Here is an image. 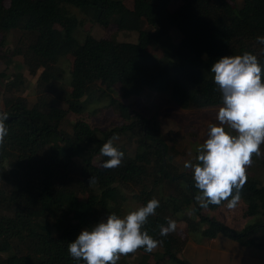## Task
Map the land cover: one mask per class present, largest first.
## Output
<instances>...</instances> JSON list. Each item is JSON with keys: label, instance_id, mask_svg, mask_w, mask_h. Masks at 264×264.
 <instances>
[{"label": "trees", "instance_id": "16d2710c", "mask_svg": "<svg viewBox=\"0 0 264 264\" xmlns=\"http://www.w3.org/2000/svg\"><path fill=\"white\" fill-rule=\"evenodd\" d=\"M175 1L178 5L170 8ZM238 1L132 0L129 6L124 0H0V60L11 64L4 52L8 35L20 31L12 55L22 57L31 74H39L41 92L30 105L14 93L25 86L21 72L5 83L9 94L0 112L8 114V135L0 147V264H85L71 257L69 243L112 213L122 218L129 199L125 189L131 186L140 189V207L153 198L160 201L143 230L162 244L151 253L141 248L138 264H153L151 257L155 264H189L179 257L177 232L160 235L168 219L186 222L191 237L201 227L203 241L223 235L264 250V176L247 174L240 193L247 201L244 216L258 217L254 224L238 232L204 215L195 199L199 190L193 172L180 170L173 161L157 111L144 116L126 103L154 90L168 92L185 109L223 104L210 68L226 55L250 52L264 71V44L257 41L264 37V0ZM71 7L95 13L103 27L114 24L136 32L137 40L87 33L80 41L74 34L80 20ZM6 78L7 72L0 70V81ZM55 96L66 107L53 104ZM103 101L105 107L99 109L116 108L122 125L104 128L81 116ZM73 114L77 118L70 121ZM135 129L141 134L135 151L114 142L124 153L122 164L105 169L109 157L100 153L103 144ZM252 160L246 170L254 169L257 157ZM260 163L264 168V155ZM92 176L97 182L89 185ZM226 203L207 207L219 209Z\"/></svg>", "mask_w": 264, "mask_h": 264}, {"label": "clouds", "instance_id": "9594fccd", "mask_svg": "<svg viewBox=\"0 0 264 264\" xmlns=\"http://www.w3.org/2000/svg\"><path fill=\"white\" fill-rule=\"evenodd\" d=\"M264 44V37H257ZM214 82L223 96V106L216 116L218 124H209L208 138L197 148V163L185 162L191 169L195 188L199 194L195 199L203 207L209 204L229 210L235 209L241 200V190L247 182L246 166L252 157L262 155L260 146L264 143V71L257 56L244 52L242 55H226L211 66ZM6 112H0V147L4 145L8 128ZM230 129L231 131H229ZM235 133V134H233ZM119 139L113 135L100 149L105 169L121 166L124 153L114 146ZM91 177L89 185L96 183ZM160 201L153 198L145 206L130 211L123 218L115 213L89 229H84L68 245L72 258L85 264H117L121 256L144 248L151 253L161 240L154 239L143 230L150 216L155 215ZM177 222L168 219L167 227L160 226V235L175 232Z\"/></svg>", "mask_w": 264, "mask_h": 264}, {"label": "rangeland", "instance_id": "374dc122", "mask_svg": "<svg viewBox=\"0 0 264 264\" xmlns=\"http://www.w3.org/2000/svg\"><path fill=\"white\" fill-rule=\"evenodd\" d=\"M129 6H132V0H124ZM241 4V0L238 1ZM178 3L175 1L171 4L170 8H175ZM71 11L79 18L80 23L74 31L75 36L83 41L87 33H91L96 37H103L109 39L111 37L120 41H136L137 33L132 31H122L112 24L108 27H103L96 21L95 13L89 15L77 7H71ZM59 28V26H57ZM172 35L176 39H180L181 34L178 30L172 29ZM20 36V31H12L9 37V43L5 47V54L7 58H11V64H7L6 60H0V70L6 71L8 78L0 81V108L4 109V97L8 95V91L5 89V83L13 82L16 79L17 73L21 72L25 80V86L23 90L15 91L14 93L20 94L28 100L30 105L38 102V96L40 88L38 85L39 74L33 75L30 73L26 64H24L22 57L13 56V50L17 38ZM1 39V36H0ZM70 60L73 57L69 55ZM62 64V62L60 63ZM63 65V64H62ZM71 78L70 69L67 68L64 73V80L68 82ZM115 88L119 89V85H115ZM41 93V92H40ZM114 96L120 97L119 93L115 92ZM106 101L100 104H92L88 111L83 115L91 119L95 124L104 128H110L113 126H120L124 123L121 119H116L119 112L116 108L100 110L99 108L105 107ZM132 108L137 109L142 115L149 116L151 111H157L158 118L160 120L161 132L165 135L166 141L173 147L170 150V154L173 156V161L178 165L180 170H186L188 172L191 169L185 168V162L191 161L193 164L197 163L196 157L199 155L197 148L204 143L208 138L209 124H218L216 119L219 108L223 106L213 105L204 108H181L172 98L168 92H158L154 90L146 91L140 97H134L126 100ZM53 104L59 107H66L65 103L56 98L53 99ZM96 108V111L89 114L90 110ZM77 118V114L69 116V120ZM69 122V121H68ZM66 128L70 129V124H66ZM231 131L230 129H228ZM235 134V133H233ZM141 134L138 129L134 132H128L121 134L119 139L115 141L118 145L127 148L129 151L134 152L138 144V139ZM260 150L264 155V143L261 144ZM261 155V156H262ZM260 157H257L254 163V169L246 170L247 174H256L264 176V168L260 163ZM96 162H101L100 157ZM249 166H246V169ZM129 199L123 209L122 218L130 211L136 210L140 207V201L136 198L140 193V189L131 186L125 189ZM135 195V196H134ZM247 206L246 199L242 196L239 204L235 209L229 210L226 206L219 209H211L204 207L202 213L215 218L218 221L226 224L235 231H243L247 226L254 224L257 220V216H244V210ZM191 214V212H188ZM107 219V218H106ZM177 234L181 237L182 245L179 251V257L184 258L189 264H264V250H256L255 247H245L237 243L234 240L228 239L223 235H219L217 238L203 241L202 228L193 232V236L188 235L187 223L183 221H177ZM106 222V220H105ZM205 223V221L203 222ZM206 227V224L203 225ZM186 238V239H185ZM185 239V241H184ZM184 241V242H183ZM143 250L139 249L135 253L128 254L127 256H121V259L117 264H138L142 257ZM221 255V256H219ZM213 257H215L213 259ZM225 258V259H224ZM167 260V258H166ZM165 260V261H166ZM151 263L155 264V257L150 258ZM163 264H177L173 261H163Z\"/></svg>", "mask_w": 264, "mask_h": 264}, {"label": "crops", "instance_id": "0c3cea01", "mask_svg": "<svg viewBox=\"0 0 264 264\" xmlns=\"http://www.w3.org/2000/svg\"><path fill=\"white\" fill-rule=\"evenodd\" d=\"M253 248V247H252ZM256 250H260L261 251V249H259V248H255ZM219 256H221V255H219ZM215 257H213V259H214ZM225 259V258H224Z\"/></svg>", "mask_w": 264, "mask_h": 264}]
</instances>
